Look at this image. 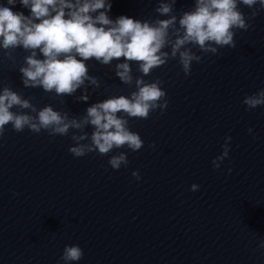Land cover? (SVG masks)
<instances>
[{
  "label": "water",
  "instance_id": "water-1",
  "mask_svg": "<svg viewBox=\"0 0 264 264\" xmlns=\"http://www.w3.org/2000/svg\"><path fill=\"white\" fill-rule=\"evenodd\" d=\"M109 2L113 20L158 18L157 0ZM192 7L193 0H177L176 14ZM12 10L29 15L19 3ZM241 11L251 13L245 6ZM250 23L248 31H236V47L219 49V56L193 49L202 62L193 63L188 77L176 60L144 77L163 82L168 107L163 115L157 110L129 121L144 146L128 152L126 168L108 166L116 151L73 158L69 137L7 126L0 138V264H57L73 244L84 253L76 264H264L258 247L264 240V106L246 111L242 104L264 88V10ZM2 51L0 86L34 98L38 109L51 105L79 117L93 103L135 90L115 78V62L108 67L89 60V74L101 87L88 89L87 102L76 100L79 89L54 98L23 88L18 68L25 52L16 49L13 63ZM227 136L228 157L214 170L211 161ZM193 184L196 192L189 190Z\"/></svg>",
  "mask_w": 264,
  "mask_h": 264
},
{
  "label": "clouds",
  "instance_id": "clouds-1",
  "mask_svg": "<svg viewBox=\"0 0 264 264\" xmlns=\"http://www.w3.org/2000/svg\"><path fill=\"white\" fill-rule=\"evenodd\" d=\"M176 2L157 0L154 13L158 18L154 20L123 15L113 20L108 15L109 0H7V6L0 5L3 57L15 63L16 49L26 53L18 68L23 88H39L54 94V98L74 96L79 89L81 95L76 100L87 102L92 94L88 89L96 92L101 87L100 79L89 74V60L108 67L115 62V78L135 88L128 96L111 95L93 103L76 117L51 105L38 109L31 102L34 98H24L11 87L0 86V138L7 126L16 133L27 129L37 135L46 132L52 138L69 137L74 146L68 152L73 158L92 153L103 157L116 151L108 159V166L113 171L126 168L128 152L135 153L144 146L140 135L130 130L129 121L146 120L157 110L163 115L168 107L163 82L144 77L170 60H176L188 77L193 63L202 62L197 51L219 56V49H234L236 31H248L250 22L264 10V0H193L190 10L177 15ZM17 3L28 9L29 15L13 11ZM241 6L250 9V15L245 16ZM132 64L137 66L139 76L133 75ZM59 102L64 104L65 100ZM242 104L246 111L264 106V88L246 95ZM88 128L92 129L90 133ZM247 131L251 134L253 130ZM230 140V136L225 138L221 154L211 161L214 170L228 157ZM149 147L155 149L154 144ZM231 171L229 168V174ZM131 175L140 180L138 171ZM198 188L193 184L189 190L196 192ZM258 247L264 249V240ZM83 255L78 244L65 246L57 264H76Z\"/></svg>",
  "mask_w": 264,
  "mask_h": 264
}]
</instances>
